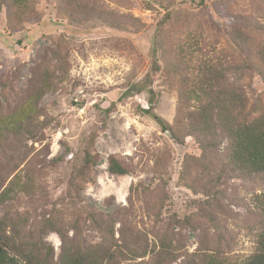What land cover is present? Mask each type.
Masks as SVG:
<instances>
[{
    "label": "rangeland",
    "instance_id": "374dc122",
    "mask_svg": "<svg viewBox=\"0 0 264 264\" xmlns=\"http://www.w3.org/2000/svg\"><path fill=\"white\" fill-rule=\"evenodd\" d=\"M96 1L99 0H70L73 5ZM100 1L121 17L132 16L135 21L126 25L127 30H119L92 17L79 16L69 6L70 18L61 0H32L31 16L21 21H10L7 10H0V79L7 83V88L0 84L4 105L0 114L10 113L26 100L38 69L44 62L51 63L60 45L67 49L70 63L68 79L41 102L60 126L46 130L43 138L28 141L20 149L10 137L0 147V178L5 180L15 172L11 180L20 171L26 173L30 165L40 172L44 190L35 197L18 195L0 207V216L8 212L14 220L29 219L32 227L52 206L69 213L89 211V207L97 213L128 208L129 189L134 184V217L140 228L151 232L150 240L154 239L153 233L172 225L171 231L185 238L184 253L193 255L200 249L205 252L210 242L211 247L227 256L244 261L257 246L259 229L249 209L260 188L238 177L224 179L226 198L218 202L223 212L217 213L224 225L220 239L200 213L206 208L203 194L198 187L195 193L183 178L191 150L164 133L159 120L174 123L183 89L181 80L187 78L193 85L202 77L205 66L220 69L240 64L238 53L225 38L226 30L235 25L250 32L238 20L242 16L255 19L263 6L258 0H162L160 4L153 0ZM167 12L174 19L165 24L163 32L168 39L164 44L166 51L172 50L176 72L162 60L163 70L153 84L154 95L146 92L121 100L131 86L145 82L152 44ZM253 39L259 45L264 35L255 34ZM230 80H234L233 76ZM244 83H250L254 95L264 103L262 79L247 75ZM112 104L113 112L105 115ZM150 108L153 116L144 113ZM93 135L94 150L100 158L94 169L96 184L85 187L84 203L73 204L67 196L69 182L81 166ZM225 146L223 142L220 152L224 153ZM112 155L121 157L134 172L125 176L111 174L108 158ZM156 158L165 163V169L158 173L153 171ZM111 197L113 202L108 208L106 200ZM185 218L199 226L198 230L176 224L175 220ZM73 234L69 232V237ZM87 237L92 242L99 241L97 233H88ZM43 241L53 247L57 262L61 238L48 233L43 235ZM184 260L182 257L173 264H183Z\"/></svg>",
    "mask_w": 264,
    "mask_h": 264
},
{
    "label": "trees",
    "instance_id": "16d2710c",
    "mask_svg": "<svg viewBox=\"0 0 264 264\" xmlns=\"http://www.w3.org/2000/svg\"><path fill=\"white\" fill-rule=\"evenodd\" d=\"M61 1L66 8L63 10L70 18H73L71 8L79 16L92 17L119 30H127L126 25L135 21L132 16L121 17L100 0L89 5L83 2L73 5L70 0ZM153 1L158 4L163 2ZM258 4L263 7L259 5L260 12L255 19L253 16H242L238 20L250 32L233 25L225 33L227 42L239 55L240 64L227 68L221 66L220 69L214 65L205 66L201 70L202 77L193 85L188 83L187 78L181 80L183 89L179 95L174 123L159 120L164 133H168L178 145L191 150L184 166L183 178L195 193L198 187L203 194L202 203L206 208L201 209L200 213L220 239L224 225L217 213L222 214L218 202L226 198L224 179L234 176L253 181L260 188V193L254 197V203L249 209L259 229L254 253L244 261H238L207 242L205 252L200 249L188 255L184 253L185 238L172 232V225L153 233L154 239L150 240L151 232L140 228L134 217L137 210L132 197L136 187L132 184L127 198L129 207L115 211L97 213L94 207H89V211L69 213L52 206L49 213L43 214V218L32 227L28 225L29 219L14 220L6 212L0 216V264H173L182 257L185 258L183 264H264V103L260 96L254 95L253 86L244 83L247 75H257L264 82V42L258 45L253 39L255 34L264 35V0H258ZM3 7L10 21L25 20L33 10L32 0H0V10ZM172 19V14L167 12L159 25L151 48L150 71L145 82L131 86L121 100L146 92L154 95L153 84L163 70L162 60L171 71L176 72L177 68L170 56L171 49H165L164 41H167L168 35L163 32L165 24ZM69 70L68 51L60 45L53 52L51 63L44 62L38 69L34 86L26 100L10 113L0 114V147L10 137L20 149L28 141L43 138L46 130L60 126V122L41 106V102L47 94L58 91L68 79ZM231 76L233 81L230 80ZM0 84L7 88V83L1 79ZM114 108L112 104L104 114L108 116ZM3 111L4 105L0 99V112ZM144 113L153 116L151 108ZM95 138V135L90 138L82 164L69 182L67 196L73 204L84 203L82 193L85 187L96 184L94 169L100 158L94 150ZM223 142L226 143L224 153L220 152ZM155 162V173L165 169L161 158H156ZM108 171L120 176L134 172L116 155L108 158ZM14 173L5 180L0 178V207L15 200L20 194L35 197L44 190L40 184V172H35L30 165L26 173L20 171L9 180ZM144 197H148L146 193ZM112 202L113 197L106 200L108 208ZM175 222L193 230L199 228L190 218L177 219ZM28 228L31 229L27 231ZM69 232L74 233L72 237H69ZM48 233H56L62 240L57 262L54 260L53 247L43 241V235ZM88 233H97L99 241L88 240Z\"/></svg>",
    "mask_w": 264,
    "mask_h": 264
}]
</instances>
